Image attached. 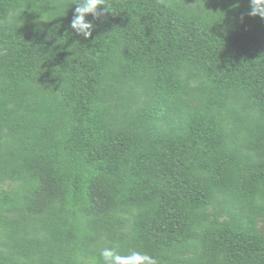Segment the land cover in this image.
Masks as SVG:
<instances>
[{
    "label": "trees",
    "instance_id": "16d2710c",
    "mask_svg": "<svg viewBox=\"0 0 264 264\" xmlns=\"http://www.w3.org/2000/svg\"><path fill=\"white\" fill-rule=\"evenodd\" d=\"M107 3L0 0V264H264V19Z\"/></svg>",
    "mask_w": 264,
    "mask_h": 264
},
{
    "label": "clouds",
    "instance_id": "9594fccd",
    "mask_svg": "<svg viewBox=\"0 0 264 264\" xmlns=\"http://www.w3.org/2000/svg\"><path fill=\"white\" fill-rule=\"evenodd\" d=\"M73 5L75 7L70 28L75 35L82 36L85 40L92 37L95 28L88 17L99 20L105 13H112L107 0H73ZM250 8V16L264 19V0H250ZM99 257L102 264H157L156 259L148 253L132 250L127 255H121L112 247L102 248Z\"/></svg>",
    "mask_w": 264,
    "mask_h": 264
}]
</instances>
